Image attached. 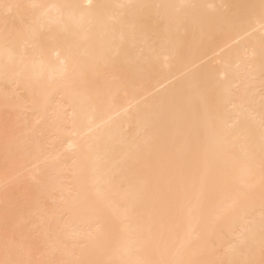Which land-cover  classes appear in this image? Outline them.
<instances>
[{
  "label": "bare ground",
  "instance_id": "obj_1",
  "mask_svg": "<svg viewBox=\"0 0 264 264\" xmlns=\"http://www.w3.org/2000/svg\"><path fill=\"white\" fill-rule=\"evenodd\" d=\"M0 264H264V0H0Z\"/></svg>",
  "mask_w": 264,
  "mask_h": 264
}]
</instances>
